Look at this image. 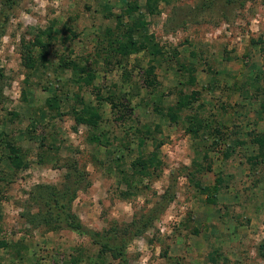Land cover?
<instances>
[{
  "label": "rangeland",
  "instance_id": "374dc122",
  "mask_svg": "<svg viewBox=\"0 0 264 264\" xmlns=\"http://www.w3.org/2000/svg\"><path fill=\"white\" fill-rule=\"evenodd\" d=\"M8 16L0 264H123L87 235L27 221L36 187L79 174L72 212L124 240L174 183L172 203L129 239L128 264H264V165L251 161L264 135V0H20ZM116 17L138 26L137 51L106 65L101 41ZM92 108L97 125L77 123ZM152 154L157 168L129 185L131 163Z\"/></svg>",
  "mask_w": 264,
  "mask_h": 264
},
{
  "label": "trees",
  "instance_id": "16d2710c",
  "mask_svg": "<svg viewBox=\"0 0 264 264\" xmlns=\"http://www.w3.org/2000/svg\"><path fill=\"white\" fill-rule=\"evenodd\" d=\"M20 0H3L0 6V40L4 36L5 26L9 20V12L15 7V5ZM155 1V0H151ZM231 2L232 0H228ZM151 7V6H150ZM152 10V9H151ZM116 25L113 29H108L103 35L101 43L106 47V54H104L103 61L106 65L110 64L113 59L118 64L122 59L127 58L129 55L137 51V45L134 41V33L136 32L138 26L134 25L132 22H125L120 17H116ZM41 45V42H37ZM32 61V58L25 59V65L31 68L32 65L28 62ZM29 62V63H30ZM67 66L75 76L80 78L81 74H84V78H80L84 84L90 85L94 76L90 71H87V67L81 65L80 63L70 62L69 64H64ZM146 72V86L153 87L155 81L152 78L153 70L149 68ZM193 81L194 78L191 77ZM91 109V112L81 110L77 112L76 120L79 124L97 125V122L101 119L98 112ZM172 117V116H171ZM195 120V119H194ZM197 121V120H196ZM195 125V124H194ZM194 125L191 123L190 129H195ZM253 143L257 147V154L252 157L251 161L255 164L264 165V135H256L253 137ZM159 161L156 159L155 155H150L146 159L143 157L137 158L133 163H131L132 172L129 174L128 183H131L138 179L143 180L151 174V167L153 169L157 168ZM76 169V168H75ZM150 173V174H149ZM76 179L67 183L61 189L47 186L39 185L35 188V192L32 193V199L38 208L37 213H31L32 216L28 217V222L34 226L43 225L48 229L63 228L69 231L75 232L81 235H87L95 241L101 248V252L110 253L115 258H120L123 264H128L125 258L126 245L130 238L140 235L145 232L154 221H156L159 216L165 211V209L174 200V183L164 190V192L159 195L158 201L150 208L146 214L139 217L135 222L129 224L128 230L124 233L129 235V238L117 239L116 227L110 230H105L103 233H93L86 229L82 223L79 221L78 217L72 212V202L76 197V193L79 190V183L82 181L81 174L76 175ZM67 178L69 176L67 175ZM219 182V180H218ZM214 190L216 187L213 188ZM264 245L261 246V249ZM260 255L263 256V250L260 251Z\"/></svg>",
  "mask_w": 264,
  "mask_h": 264
}]
</instances>
